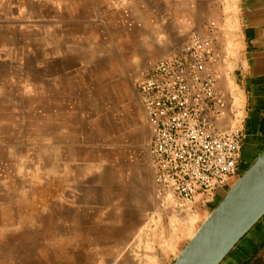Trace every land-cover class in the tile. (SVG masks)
<instances>
[{
	"label": "rangeland",
	"instance_id": "374dc122",
	"mask_svg": "<svg viewBox=\"0 0 264 264\" xmlns=\"http://www.w3.org/2000/svg\"><path fill=\"white\" fill-rule=\"evenodd\" d=\"M40 2L17 10L0 0V264H171L212 208L181 209L154 181L138 83L164 56L133 66L136 53L119 34L124 24L106 18V0H62L60 10ZM236 3L130 6L174 33L179 6L192 4L195 27L165 56L191 32L211 37L224 59L219 87L237 104ZM252 141L243 142V167L264 149L252 152ZM261 225L264 217L221 264L245 261Z\"/></svg>",
	"mask_w": 264,
	"mask_h": 264
},
{
	"label": "built area",
	"instance_id": "2783aa9c",
	"mask_svg": "<svg viewBox=\"0 0 264 264\" xmlns=\"http://www.w3.org/2000/svg\"><path fill=\"white\" fill-rule=\"evenodd\" d=\"M223 61L211 37L191 32L177 54L149 62L138 83L154 181L181 209L225 194L240 176L244 131L218 84Z\"/></svg>",
	"mask_w": 264,
	"mask_h": 264
},
{
	"label": "crops",
	"instance_id": "0c3cea01",
	"mask_svg": "<svg viewBox=\"0 0 264 264\" xmlns=\"http://www.w3.org/2000/svg\"><path fill=\"white\" fill-rule=\"evenodd\" d=\"M40 1L42 0H31L34 3H41ZM47 1L57 8L56 10L67 5L62 4V0ZM106 1V18L109 22L114 25L124 24V29L119 31V34L123 33L124 38L129 41L132 50L136 53L131 55L133 66H138L147 59L176 53L188 32L195 27L191 20L197 14L192 4L179 6L182 21H176L173 26L174 33H169L164 30L162 23L156 19L157 17L155 20L148 17L145 7L142 8L141 4L132 9L130 6L132 0ZM23 2L24 0H13L17 10H20L19 5ZM236 4L240 13L238 29L242 51L238 56L237 74L240 77L236 79L239 102L233 104L232 108L239 114L242 122L243 142L246 138L253 140L251 151L257 153L264 148V131H262L264 124V0H237ZM242 165L240 161V174ZM221 197V194H217L208 205L213 208ZM255 235L247 240L244 251L248 254L251 251V254L246 260L251 258L256 251H258V257H264L263 225L259 226ZM262 239L263 242L258 243ZM245 261L235 264H243Z\"/></svg>",
	"mask_w": 264,
	"mask_h": 264
},
{
	"label": "water",
	"instance_id": "95a60500",
	"mask_svg": "<svg viewBox=\"0 0 264 264\" xmlns=\"http://www.w3.org/2000/svg\"><path fill=\"white\" fill-rule=\"evenodd\" d=\"M264 217V149L226 191L171 264H221Z\"/></svg>",
	"mask_w": 264,
	"mask_h": 264
},
{
	"label": "trees",
	"instance_id": "16d2710c",
	"mask_svg": "<svg viewBox=\"0 0 264 264\" xmlns=\"http://www.w3.org/2000/svg\"><path fill=\"white\" fill-rule=\"evenodd\" d=\"M262 131H264V124H263V126H262ZM247 168V166H245V167H242V172L245 170ZM215 207V206H214ZM213 207V208H214ZM212 208V209H213ZM263 246H264V244H263ZM258 255V251H256L255 253H254V255L251 257V258H249L248 260H246L243 264H264V257H258L257 256Z\"/></svg>",
	"mask_w": 264,
	"mask_h": 264
},
{
	"label": "flooded vegetation",
	"instance_id": "af4514ba",
	"mask_svg": "<svg viewBox=\"0 0 264 264\" xmlns=\"http://www.w3.org/2000/svg\"><path fill=\"white\" fill-rule=\"evenodd\" d=\"M239 168H240V166H239ZM210 202H211V200L209 202H207V203H210Z\"/></svg>",
	"mask_w": 264,
	"mask_h": 264
},
{
	"label": "bare ground",
	"instance_id": "6f19581e",
	"mask_svg": "<svg viewBox=\"0 0 264 264\" xmlns=\"http://www.w3.org/2000/svg\"><path fill=\"white\" fill-rule=\"evenodd\" d=\"M193 234H194V233H192V235H193ZM192 235H191V236H192Z\"/></svg>",
	"mask_w": 264,
	"mask_h": 264
}]
</instances>
